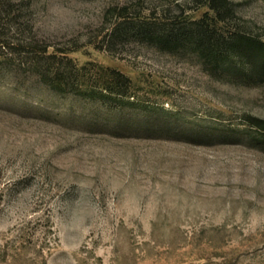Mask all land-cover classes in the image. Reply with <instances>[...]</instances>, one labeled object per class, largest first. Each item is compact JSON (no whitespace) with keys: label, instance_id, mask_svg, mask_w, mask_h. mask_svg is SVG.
Masks as SVG:
<instances>
[{"label":"rangeland","instance_id":"obj_1","mask_svg":"<svg viewBox=\"0 0 264 264\" xmlns=\"http://www.w3.org/2000/svg\"><path fill=\"white\" fill-rule=\"evenodd\" d=\"M232 1L225 59L136 29L191 0H2L0 264H264V0Z\"/></svg>","mask_w":264,"mask_h":264},{"label":"trees","instance_id":"obj_2","mask_svg":"<svg viewBox=\"0 0 264 264\" xmlns=\"http://www.w3.org/2000/svg\"><path fill=\"white\" fill-rule=\"evenodd\" d=\"M196 4V7L202 8L207 7L209 10L198 19H189L186 24L178 22V20H173L168 25L165 24L163 27L158 25H150L149 22H144L139 24L136 29L143 33L144 37H152L155 31L158 29L159 39L163 43H170L173 45H181L185 42L194 43L198 49L202 52L209 51L210 53L216 54V56L222 58H229L232 52L238 51L240 48L237 46L238 42L236 40H230L228 32L220 26L221 23H226L232 14L234 13V2L232 0H191ZM5 3L0 0V6ZM0 28H1V19H0ZM1 33V32H0ZM232 35V34H231ZM9 43L6 40H3L2 35L0 34V46L9 47ZM252 48H257V50L264 49V46H259L257 42L252 45ZM248 51V50H246ZM253 51H250L252 54ZM263 57V58H262ZM261 57V60L254 63L255 67L264 69V54ZM77 74L74 72H69V74L62 73L61 70L55 71L52 78H48L45 74L43 76L44 81L51 83L52 88L57 92L64 91L63 85H69L70 79L74 76L84 77L85 66L79 67L76 66ZM74 74V75H73ZM66 75V76H65ZM64 80L66 83H64ZM132 82L131 78L128 77L123 72L116 69H107V76L102 83V85L96 90L83 88L82 84H78L79 94L85 97L96 98L97 94L99 97L104 98L106 96H129L128 89H130V84ZM68 83V84H67ZM97 93V94H96ZM103 100V99H101ZM105 102V100H104ZM260 123L256 124L257 129L261 134H264V121L261 119ZM196 134V133H195ZM198 135V134H196Z\"/></svg>","mask_w":264,"mask_h":264}]
</instances>
